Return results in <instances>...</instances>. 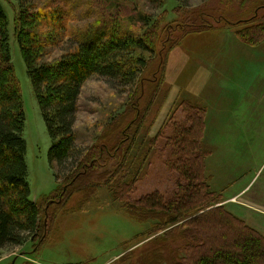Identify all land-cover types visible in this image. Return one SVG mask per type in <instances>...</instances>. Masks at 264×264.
Returning <instances> with one entry per match:
<instances>
[{"label":"trees","instance_id":"obj_1","mask_svg":"<svg viewBox=\"0 0 264 264\" xmlns=\"http://www.w3.org/2000/svg\"><path fill=\"white\" fill-rule=\"evenodd\" d=\"M18 1L22 5L14 38L50 139L47 159L55 191L41 202L30 199L25 114L10 57L8 20L0 4V252L29 243L35 253L57 214L74 196L79 195L82 207L104 189L137 222H151L142 236L150 238L172 228L177 231L172 241L176 246L166 249L153 242L151 254L140 264H264V237L221 205V193L210 190L205 159L211 148L202 140L204 108L182 101L181 119L172 118L168 128L164 122L147 145L142 144L147 137L138 142L165 83L168 54L188 34L214 29L202 14L183 18L174 30L160 27L155 15L138 13L127 20L139 33L113 22L89 26L68 37L56 9L37 13L30 0ZM221 2L223 8L251 12L248 18L224 20L222 15L220 20L232 27L244 45L257 47L264 38V17L257 16L264 10V0ZM179 10L191 9L176 8ZM177 32L179 35L172 37ZM60 44H65L62 54L48 61L46 50ZM144 53H150L151 58L145 59ZM93 78L104 80L113 89L128 90V102L90 146L81 148L74 130L78 102L83 86ZM162 135V163L174 189L169 194L155 190L135 197L147 155ZM141 148L146 153H139Z\"/></svg>","mask_w":264,"mask_h":264},{"label":"rangeland","instance_id":"obj_2","mask_svg":"<svg viewBox=\"0 0 264 264\" xmlns=\"http://www.w3.org/2000/svg\"><path fill=\"white\" fill-rule=\"evenodd\" d=\"M221 3V0L29 1L37 13L56 9L68 37L74 31L113 22L139 33V28L132 27L127 20L138 13L155 15L161 21L160 27L174 30L183 18L202 14L214 29L188 34L168 54L165 83L147 115L138 142L147 137L142 142L147 145L164 122L168 128L172 118L181 119L182 101L204 108L202 140L211 148L205 159L210 190L221 193V205L232 195L242 196L231 199L225 208L264 237V38L257 47L244 45L224 20L248 18L251 12L223 8ZM0 4L8 20L10 57L25 114L23 139L30 199L41 202L54 193L55 181L47 159L50 139L14 38L15 20L22 2L0 0ZM180 7L191 10L176 12ZM222 15L224 20H220ZM257 16L264 17V10L258 11ZM178 35L179 32L172 37ZM62 48L65 49V44L50 47L46 59L57 58ZM143 56L151 58L150 53ZM127 92L122 87L111 88L102 79L93 78L85 83L74 127L79 147L90 146L111 117L124 110ZM161 137L147 155V167L140 174L135 197L155 190L169 194L174 189L173 179L162 163L164 135ZM139 153L146 151L141 148ZM220 190H224L226 198ZM79 200V195L74 196L57 214L44 244L35 253L29 243L4 249L0 252V264H140L151 254L153 242L166 249L176 246L172 242L176 229L157 232L150 238L142 236L151 222H137L104 189L85 206L80 207Z\"/></svg>","mask_w":264,"mask_h":264},{"label":"crops","instance_id":"obj_3","mask_svg":"<svg viewBox=\"0 0 264 264\" xmlns=\"http://www.w3.org/2000/svg\"><path fill=\"white\" fill-rule=\"evenodd\" d=\"M207 166V165H206ZM207 168V167H206ZM211 188V187H210ZM213 191V190H212ZM220 191H222V193H223V196H224V198H226L225 197V195H224V190H220ZM233 198H242V196L241 197H239V194H235V195H232V196H230L229 198H226V200H225V202H224V206H227V207H229L228 205L229 204H231V199H233ZM226 207V208H227ZM246 208V207H245ZM229 210V209H228ZM230 211V210H229ZM231 212V211H230ZM231 213H233V212H231Z\"/></svg>","mask_w":264,"mask_h":264}]
</instances>
